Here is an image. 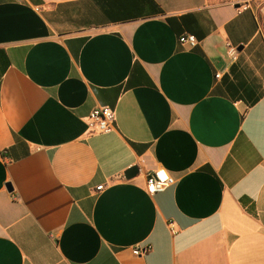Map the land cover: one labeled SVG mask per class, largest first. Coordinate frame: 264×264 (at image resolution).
Masks as SVG:
<instances>
[{"label":"crops","instance_id":"1","mask_svg":"<svg viewBox=\"0 0 264 264\" xmlns=\"http://www.w3.org/2000/svg\"><path fill=\"white\" fill-rule=\"evenodd\" d=\"M237 1L0 0V264H264V0Z\"/></svg>","mask_w":264,"mask_h":264},{"label":"built area","instance_id":"2","mask_svg":"<svg viewBox=\"0 0 264 264\" xmlns=\"http://www.w3.org/2000/svg\"><path fill=\"white\" fill-rule=\"evenodd\" d=\"M261 0H238L239 8H255ZM179 42L187 43L193 47L197 43V39L193 34L181 35L178 38ZM228 55L231 60H235L238 55L236 46H229ZM218 77L219 74H216ZM115 111L109 106H98L93 108L86 117V124L89 132L101 133L109 132L114 129ZM174 183V177L162 166H158L154 170L147 172L145 177V190L149 194H155L162 191ZM105 184L96 186L97 190H102ZM148 248L147 245H142L134 248L132 253L135 255L143 253Z\"/></svg>","mask_w":264,"mask_h":264},{"label":"water","instance_id":"3","mask_svg":"<svg viewBox=\"0 0 264 264\" xmlns=\"http://www.w3.org/2000/svg\"><path fill=\"white\" fill-rule=\"evenodd\" d=\"M235 5H236V7H239L240 4L239 3H236ZM242 47H243L242 44L236 46V48H237L238 51L241 50ZM138 170H139L138 166L135 165V164H133L132 166L128 167L124 171V173H123L124 174V177L126 179H130V178L134 177L138 173ZM6 188L8 189V191H12V185L10 184V182H7L6 183Z\"/></svg>","mask_w":264,"mask_h":264},{"label":"trees","instance_id":"4","mask_svg":"<svg viewBox=\"0 0 264 264\" xmlns=\"http://www.w3.org/2000/svg\"><path fill=\"white\" fill-rule=\"evenodd\" d=\"M247 9L248 8H246L245 10H247ZM202 35H204V33L200 34V36H198V37H202ZM234 68H235V65H232L230 68L229 74L230 75L233 74V78H237V76H235V74H234ZM229 74H226L222 77V82L223 81L225 82V80H227L230 77ZM226 95H229V94L226 93ZM243 96H244L243 93H239V96H237V97H238V99H242Z\"/></svg>","mask_w":264,"mask_h":264},{"label":"rangeland","instance_id":"5","mask_svg":"<svg viewBox=\"0 0 264 264\" xmlns=\"http://www.w3.org/2000/svg\"><path fill=\"white\" fill-rule=\"evenodd\" d=\"M263 0H261L260 2H262Z\"/></svg>","mask_w":264,"mask_h":264}]
</instances>
